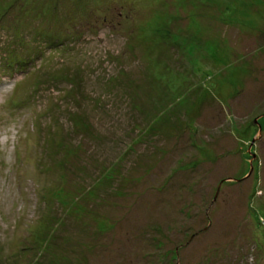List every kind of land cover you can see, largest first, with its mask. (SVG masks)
<instances>
[{"label": "rangeland", "instance_id": "obj_1", "mask_svg": "<svg viewBox=\"0 0 264 264\" xmlns=\"http://www.w3.org/2000/svg\"><path fill=\"white\" fill-rule=\"evenodd\" d=\"M17 60L0 264H264V0H0Z\"/></svg>", "mask_w": 264, "mask_h": 264}, {"label": "trees", "instance_id": "obj_2", "mask_svg": "<svg viewBox=\"0 0 264 264\" xmlns=\"http://www.w3.org/2000/svg\"><path fill=\"white\" fill-rule=\"evenodd\" d=\"M15 57L17 58V56H15ZM0 64H1L2 68L7 69V70H12L14 68H17L15 66L23 64V61H21V60H17L15 62L14 61H12V62H10V61H6V62L5 61H0ZM113 166H115V165H113ZM113 166L103 169V172L105 173V175H101L99 173V175H101V177L99 178V180H98V182L96 184L98 186V190L101 189V188L103 189L104 186L107 187L109 179L112 178L110 174L112 172V167ZM94 190H96V189H94ZM94 190H93V192H94ZM83 196H85V194H83Z\"/></svg>", "mask_w": 264, "mask_h": 264}, {"label": "water", "instance_id": "obj_3", "mask_svg": "<svg viewBox=\"0 0 264 264\" xmlns=\"http://www.w3.org/2000/svg\"><path fill=\"white\" fill-rule=\"evenodd\" d=\"M253 157H254V155H253ZM220 187H221V186H219V188H218V192H219V190H220ZM218 192H217V193H218Z\"/></svg>", "mask_w": 264, "mask_h": 264}, {"label": "flooded vegetation", "instance_id": "obj_4", "mask_svg": "<svg viewBox=\"0 0 264 264\" xmlns=\"http://www.w3.org/2000/svg\"><path fill=\"white\" fill-rule=\"evenodd\" d=\"M255 41V40H254Z\"/></svg>", "mask_w": 264, "mask_h": 264}]
</instances>
